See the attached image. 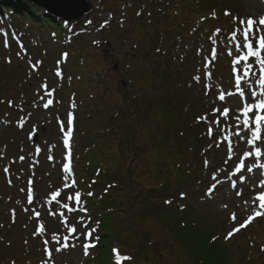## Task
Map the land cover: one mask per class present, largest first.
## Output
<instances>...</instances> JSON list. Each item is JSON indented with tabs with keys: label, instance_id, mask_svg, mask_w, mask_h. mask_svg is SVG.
<instances>
[{
	"label": "rangeland",
	"instance_id": "obj_1",
	"mask_svg": "<svg viewBox=\"0 0 264 264\" xmlns=\"http://www.w3.org/2000/svg\"><path fill=\"white\" fill-rule=\"evenodd\" d=\"M192 1L195 6L191 15L196 20L200 16L203 17L205 12L200 11V3ZM116 2L119 0L101 1L105 4L104 8L99 6L88 15L81 16L78 22H68L61 38L60 33L52 28L50 23L39 29L38 24L30 22L29 15L16 18L9 11L0 8V94L3 96L2 93H11L18 106L8 108V98L5 96L2 100L0 96V144L4 142L8 147V156L5 155L0 160V264H16V261L18 264L98 262L100 249L94 243V236L90 240V245L94 246L87 249V254L83 253L85 233L92 231L93 227L86 224L84 216L76 217L74 214L76 210H80V205L74 207V202H77L74 201L76 194L72 192L75 181L74 168L70 171L62 168V141L69 130L73 136L71 150L74 154L79 151L83 156V168L80 169L84 171L82 175L91 177L95 167L103 168L107 158L113 160V178L109 181H118L116 191L113 192L115 197L111 198L112 201L108 199V207L102 209L99 206L100 210L97 209L94 213L95 218L105 214V219L113 231L111 242L119 246L121 251L131 254L133 260H140L142 264H200L201 260L207 262L209 255L193 256L192 251L184 249L183 244L187 242L179 240L176 236H183V231L178 232L180 226L177 225L182 226L183 222L189 221L194 223L195 229L213 232L212 237H216L213 242L219 241L224 264H264V253L259 252V245L264 246V224L260 225L264 215L258 216L261 219L250 223L246 230L242 228L234 233L230 241L225 238L249 215L264 211L259 208V201H256L257 204L250 202L253 195L248 191L254 184L253 179H250L253 172L248 173L246 170L247 166L255 168L258 183L261 184V168L257 166L260 163L251 157L245 160L243 152L254 149L238 140L235 135L240 130L236 127L243 100L240 93L244 92L250 101V89L255 87L260 91L259 85L255 83L260 66L250 58L248 63L253 64L252 71L256 76L246 77L245 62L234 51L235 44L239 41H234L232 36H226L221 31L217 32L228 19L239 23L240 19L253 18L258 21L263 16L250 12L246 7V0H200L202 3H213L218 12L216 19H209L211 23L209 26L205 25L208 28L205 36L209 33L210 40L200 34L191 39L189 31L194 28L193 22L184 30L180 25L174 27L184 32L185 40H188L187 46L183 47L188 58L181 67L182 76L190 79L189 84L192 86L188 91L192 95L186 96L189 103L186 107L191 109L192 121L200 112H206L208 109L212 111L213 120L208 124V129L214 132L218 128V135L213 142L212 151L209 152L216 155V159L211 163L217 162L220 171L217 176L206 174L200 164L203 152L196 149V159H186L189 163L192 162L187 166L186 176L176 177L173 173V162L168 155L170 147L161 138L166 135L167 128L161 122L159 140L162 143H158L154 136H149L146 129L153 128L147 127L144 120L147 114L151 118L155 113L158 115L159 110L163 113L166 103L174 102L176 93L172 86L177 81L175 73L171 71L167 74L170 75L169 83L165 85L167 90L157 86L153 74L154 64L149 57L153 51L144 34L141 20L136 19L134 11H127L126 23L119 24V16L112 11L113 9L121 13V6L118 7ZM22 4L35 13L44 12L43 8L27 0ZM93 5H97V2L94 1ZM226 8L230 12L227 17L223 15ZM34 12L32 13L35 14ZM187 15L185 8L183 16L187 18ZM165 18L171 19L170 10L158 13L154 9L152 22L157 25V29L162 27ZM206 38L209 40L208 45L203 48L199 41L206 42ZM164 41L165 37L161 43ZM172 43L173 41L168 51L172 50ZM78 45H83V49H78ZM177 54H174L176 59L173 57L175 66H179L182 61ZM198 59L218 61L215 77L219 81L214 84L213 91L217 97L213 95L212 98L206 99L198 87L192 84L191 75L197 69L195 67ZM15 73V80L19 78L23 86V89L19 87L16 91L27 97L22 98L11 91L15 81L11 77ZM136 73H141L140 80L136 79ZM235 76L241 78L240 87L234 85ZM144 78L149 82L144 83ZM78 93L84 96L76 98L73 103L72 97ZM90 93L94 98L90 97ZM221 95L224 96L223 100L220 99ZM129 97L135 98L134 101H129ZM57 98L60 99L59 102ZM115 107L121 108V115L128 114L129 117L126 116L123 121L112 120L109 116H112L111 109ZM224 108L231 109L228 116L223 115ZM6 112L11 113L10 118L9 115L6 118ZM134 112L135 118L130 115ZM74 113H78L76 122L80 130L88 128L89 125L92 127L94 122L112 127V130L104 135V142L97 152L96 159L102 163L88 159L92 156L95 144L92 134L87 140L77 141L80 133L75 130ZM70 115L71 125L68 123ZM18 117L20 119L13 123ZM137 123L139 125L135 127ZM239 124L242 127V118ZM191 132L187 140L189 144L195 141L193 135L198 131L195 130L194 134ZM33 133L37 136L35 144L30 142ZM145 139L146 142L143 143ZM137 140L141 143L137 144ZM119 142L121 148L116 153V145ZM168 143L174 145L169 141ZM87 146L92 149L91 152H86ZM199 148L201 150V147ZM87 159L90 164L86 163ZM241 160H244L246 165L242 171L245 177L243 184L238 183L237 175L233 174ZM163 162L169 164V174L157 171L158 168L154 169L153 166H162ZM78 169L77 165V172ZM127 169L129 173L126 172ZM154 171L156 172L153 174ZM24 172L36 175L35 182L23 177ZM154 176L157 179H154ZM233 180L238 184L236 187L231 184ZM162 184L164 188H160ZM143 185L145 187H142ZM100 188H97V191L101 192ZM113 190H110V196ZM263 190L264 187L260 185L255 192L261 193ZM56 192H59V195L54 199L53 194ZM65 193L68 198L64 196ZM179 193L185 195V198L180 199ZM70 196L72 199H69ZM151 205L168 208L169 212L167 214L156 211L158 219L149 214L148 209L144 211V208ZM180 206L185 208L181 210ZM233 214L236 220H233ZM167 221L170 228L164 224ZM52 225L62 227V245L58 237L48 234ZM73 228L76 229L75 232L71 231ZM65 237L67 239H64ZM64 244L68 247H63ZM57 248L61 250L56 251ZM29 251L32 252L28 256L26 254ZM11 259H15V263H12Z\"/></svg>",
	"mask_w": 264,
	"mask_h": 264
},
{
	"label": "trees",
	"instance_id": "obj_2",
	"mask_svg": "<svg viewBox=\"0 0 264 264\" xmlns=\"http://www.w3.org/2000/svg\"><path fill=\"white\" fill-rule=\"evenodd\" d=\"M93 1H96L97 4L100 5L101 0H93ZM102 1H105V0H102ZM181 1L184 4H182ZM196 1L197 3L201 4L200 11L205 12V15H203L204 20L210 22L209 19L211 17L209 16V13L214 8V4L213 3H202L200 2V0H196ZM22 2H23L22 0H1L0 6L7 7L11 10H14L18 15H22V16L29 15L30 17L29 19L32 23H36L40 25L50 23L56 27L61 26V23L54 20V18H51L50 15L44 12L41 14L35 13L34 11L28 9L27 7H24ZM116 5L117 6L121 5L122 9H124L125 11L127 9L129 10L133 9L136 12L140 9V12L136 18L137 20H141V23L144 28V34L148 38L147 40H149V44L153 51L151 54H149V57H150V60L154 64L153 74H154V79L157 80V86L160 87L161 89L167 90V87H165V85H167V83H169V80H170V75L167 76V74H169V72L171 71H174L175 73V78L177 79V81H175L174 85L172 86L176 93V97L174 98L175 101L173 103L171 101L166 103L163 109V113L161 110H159V114L156 115L155 113L151 116V118H149L147 114L144 120L147 124V127L153 128L152 130L146 129L149 133V136H151L152 138L154 136L158 143H162L157 138L158 137L157 134L161 133V130H160V128L162 127V125H160L161 122L167 128V130L165 131L166 135L162 136L161 138L163 142H165V144L168 147H170V152L168 151V155H170L171 157L170 160L173 162L172 166L174 167V170H175L174 174L177 177H185L187 174L185 158L187 157V154H189V151H191V149L196 150L198 143H194L195 144L194 147H191L192 145L190 144L189 146L188 142L186 141L187 130H188L187 127L191 129L193 125L191 124L192 123L191 121H188L189 120L188 117L190 116V111L189 112L185 111L187 109L185 108L184 110V107H186V103H187L186 96L192 95V93L188 92L189 87L187 86V83H186L188 79L185 76H182L181 74V67L184 65L185 60L187 59V56L181 57L183 59H181L182 61L180 62L179 66H175L173 62V57L174 59H176V56H174V54L180 52V49L178 48V42L185 41V33L180 30H176L174 27L176 25L178 26L180 25L182 30H184L186 29V26L188 24L194 22L195 24L198 23V25H200V28H203L204 23L205 24L207 23L204 20H203L204 23L202 20L201 21L198 19L195 20L194 17L191 15L194 10L193 6H195L194 1L192 0H119V2H116ZM144 8H147L150 10L149 16L147 17L143 15L142 10H144ZM185 8L187 9V13H188L187 18L183 16ZM154 9H156L158 13L160 12L165 13L167 9L170 10L171 19L168 20L167 18H165L162 27L160 29L158 27V29L161 30L163 34H161V32L157 29V25L154 22H152L153 16H154ZM32 12H34L35 14H33ZM144 34H143V38L146 39L144 37ZM161 35L165 37V41L163 43H161V40L163 39V38L160 39ZM172 41H173L171 45L172 50L168 51L169 45ZM183 46H184V43H183ZM144 58H146V56H144ZM141 77H142L141 73L136 74L137 80H140ZM143 81L144 83L149 82L147 78H144ZM16 85H19V84L16 83L12 87L14 92L16 90ZM150 86L151 85L148 86V89H150ZM0 93H1V90H0ZM134 99H131L130 97L128 98L129 101L130 100L134 101ZM126 106H128V104ZM174 107L176 109L178 108V111H176ZM111 110H112L111 111L112 116H109V117L113 118L112 120L120 119L123 121V119L126 116L129 117L128 114H126V116H123L120 114V110H121L120 107L118 108L115 107V108H112ZM130 115L135 118L136 113L135 112L130 113ZM189 122L191 123L189 124ZM137 125H139V123L135 124V127ZM194 127L195 126H193V128ZM111 130H112V127L110 125H101V124L92 128L91 134L93 135V138H94L93 141L95 143L94 147L92 148L93 153L91 156L93 161L101 162L100 160L96 159V157H98L97 152L99 151V148L104 142L103 140L104 135H107L106 133ZM88 133L89 131L87 132V134ZM83 137L87 138L85 136ZM168 141L170 143L171 141H173L171 144H174V145L173 146L169 145ZM145 142H146V139L143 140V143ZM140 143L141 142L137 140V144H140ZM158 146L161 147L160 144H158ZM116 147L117 148L115 152L117 153L121 148V142H119L116 145ZM193 158H195V156H193ZM112 164H113L112 161L109 158H107V160L105 161V164L103 165V168H102L103 171L101 173V176H99L98 180H95L96 182L95 185H104L107 183V181L113 178V173L111 172ZM168 166H169L168 163L163 162L162 166L157 167V165H155L153 167L155 170L158 168L157 171L159 172L164 171V174H166L167 172L169 174L170 169ZM126 172L129 173V170L127 169ZM155 172L156 171H154L153 174ZM81 178L84 179L82 176ZM154 179H157L156 176H154ZM112 182H114V185L112 186H115L117 184L116 181H112ZM142 187H145V186L143 185ZM160 188H164L163 184L161 185ZM113 189L114 190L112 192H115L116 187L115 188L113 187ZM106 191L108 192L107 189ZM142 197L143 199H146L145 196H142ZM98 203H100V205L104 207H108L107 206L108 201L106 199L105 200L100 199ZM93 206L96 207V201L93 202ZM145 210H147L149 214L154 215L158 219H159L158 215L155 214L156 211L160 210L161 212H164L167 214L169 212L168 208H165V209L158 208L154 205H151V207L148 206L146 207V209L144 208V211ZM164 224L165 225L169 224V221H167L166 223L164 222ZM193 225L194 223L189 222V221L183 222L182 226L180 224L177 225V226H180L179 230L183 231V236H181V240L187 242L186 244H183L184 249L192 251L193 256H197V257L201 254L209 255L208 256L209 260L207 262H204L201 260L200 264H224L225 261H222L223 258L220 255L221 250H220V246L218 243L219 241L213 242L216 238L214 237V235L212 237L213 232L211 231L202 232L198 229H195ZM107 227L108 225L106 223H103L101 225V230H104L101 236L102 238H101V245H100V248H101L100 263L101 264H112L110 260V251L108 248L109 234H107V230H106ZM166 227H170V225H167Z\"/></svg>",
	"mask_w": 264,
	"mask_h": 264
},
{
	"label": "snow or ice",
	"instance_id": "obj_3",
	"mask_svg": "<svg viewBox=\"0 0 264 264\" xmlns=\"http://www.w3.org/2000/svg\"><path fill=\"white\" fill-rule=\"evenodd\" d=\"M227 14V13H226ZM239 30L232 33V39L234 41L238 40L239 42L235 44V54L240 56V59L244 63V75L246 77L256 76V73L252 71L253 64L248 63L249 59L253 60V63L258 64L259 67V76L257 77L255 83L259 85L260 91H257L255 87L250 89V101L248 96L244 92H241L240 95L243 97L241 108L239 109V116L237 117L236 127L240 130L235 133L236 138L241 142L245 143L248 146H251L253 151H244L243 157L248 159L249 157H255L256 160H259L264 156V17H261L258 21L253 18H248L247 20H239ZM218 32L220 30H217ZM5 45L7 46V34H5ZM246 50V54L245 53ZM66 55V54H65ZM59 75V73H58ZM235 84L237 87L241 85V78L237 77ZM220 99L223 100L224 96L221 95ZM231 109L224 108L223 115L228 116ZM242 118V127L239 124L240 119ZM72 117L69 116L68 123L71 125ZM68 136H71V130L68 132ZM64 143L68 144V139L66 138ZM239 159V158H238ZM258 167L264 169V163L258 164ZM69 166H65V170H68ZM246 165L244 160H241L235 167L234 175H237V179L240 182H244V175L242 171L245 169ZM247 172H253L252 166H247ZM235 186V185H234ZM261 186H264V181L261 182ZM91 195V193H89ZM239 194V193H238ZM59 195V192L53 194V198ZM29 202H31V194L29 193ZM69 199H72L70 196ZM80 193H76V201L79 202ZM256 201H259V208L264 209V191H262L253 201L255 204ZM247 203V202H245ZM264 215V211H256L253 215H249L247 219L240 223L237 227L233 228L225 237L226 239L230 238L234 233L239 232L242 228L246 227L255 217ZM233 220H236L235 214H233ZM71 231L75 232L76 229L73 228ZM91 236L92 233H87ZM64 239H67L65 237ZM47 244V241L45 242ZM94 245H85V254H87V249L93 247ZM63 247H68L67 244H64ZM60 251V248L55 249ZM51 255V253H49ZM120 259H129L128 257H121L117 255L116 260L119 264Z\"/></svg>",
	"mask_w": 264,
	"mask_h": 264
},
{
	"label": "water",
	"instance_id": "obj_4",
	"mask_svg": "<svg viewBox=\"0 0 264 264\" xmlns=\"http://www.w3.org/2000/svg\"><path fill=\"white\" fill-rule=\"evenodd\" d=\"M45 8L49 13L71 20L90 10L91 4L84 0H29Z\"/></svg>",
	"mask_w": 264,
	"mask_h": 264
},
{
	"label": "bare ground",
	"instance_id": "obj_5",
	"mask_svg": "<svg viewBox=\"0 0 264 264\" xmlns=\"http://www.w3.org/2000/svg\"><path fill=\"white\" fill-rule=\"evenodd\" d=\"M246 7L256 16L264 17V0H246Z\"/></svg>",
	"mask_w": 264,
	"mask_h": 264
}]
</instances>
